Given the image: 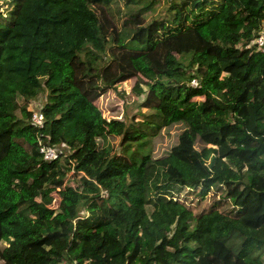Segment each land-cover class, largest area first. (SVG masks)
Segmentation results:
<instances>
[{
    "label": "trees",
    "instance_id": "16d2710c",
    "mask_svg": "<svg viewBox=\"0 0 264 264\" xmlns=\"http://www.w3.org/2000/svg\"><path fill=\"white\" fill-rule=\"evenodd\" d=\"M262 31L264 0H0V264H264Z\"/></svg>",
    "mask_w": 264,
    "mask_h": 264
},
{
    "label": "rangeland",
    "instance_id": "374dc122",
    "mask_svg": "<svg viewBox=\"0 0 264 264\" xmlns=\"http://www.w3.org/2000/svg\"><path fill=\"white\" fill-rule=\"evenodd\" d=\"M137 79H128L116 86V90H110L105 96L97 99L96 103L102 108L103 112L107 116L121 115L123 112H127L128 115L137 113L136 105L134 101L140 100L134 93L133 86ZM43 98L39 96L34 102L31 103L30 107L35 110L42 103ZM140 112H148L145 109H140ZM114 139H111V141Z\"/></svg>",
    "mask_w": 264,
    "mask_h": 264
},
{
    "label": "built area",
    "instance_id": "2783aa9c",
    "mask_svg": "<svg viewBox=\"0 0 264 264\" xmlns=\"http://www.w3.org/2000/svg\"><path fill=\"white\" fill-rule=\"evenodd\" d=\"M256 42L258 45L262 46L264 44V32L262 31L260 35L257 37ZM32 121L37 124L41 125L43 121V115L39 110H36L32 115ZM40 152L43 154L44 159H54L57 156V149L42 145L40 147Z\"/></svg>",
    "mask_w": 264,
    "mask_h": 264
}]
</instances>
